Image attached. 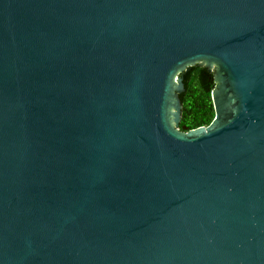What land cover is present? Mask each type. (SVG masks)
<instances>
[{"label": "water", "instance_id": "95a60500", "mask_svg": "<svg viewBox=\"0 0 264 264\" xmlns=\"http://www.w3.org/2000/svg\"><path fill=\"white\" fill-rule=\"evenodd\" d=\"M0 264H264V0H0Z\"/></svg>", "mask_w": 264, "mask_h": 264}, {"label": "trees", "instance_id": "16d2710c", "mask_svg": "<svg viewBox=\"0 0 264 264\" xmlns=\"http://www.w3.org/2000/svg\"><path fill=\"white\" fill-rule=\"evenodd\" d=\"M212 71L204 66L192 65L183 75L185 90L179 93L182 103L179 127L190 129L207 125L214 116L210 91L213 87Z\"/></svg>", "mask_w": 264, "mask_h": 264}]
</instances>
